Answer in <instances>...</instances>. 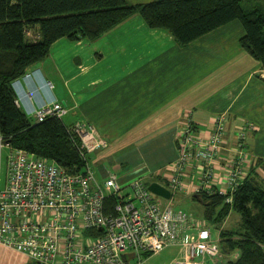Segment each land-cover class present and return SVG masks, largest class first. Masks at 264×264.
Listing matches in <instances>:
<instances>
[{
	"label": "crops",
	"instance_id": "obj_1",
	"mask_svg": "<svg viewBox=\"0 0 264 264\" xmlns=\"http://www.w3.org/2000/svg\"><path fill=\"white\" fill-rule=\"evenodd\" d=\"M243 34L240 21L233 20L181 46L166 29L151 28L136 14L93 40L66 36L55 40L47 56L15 80V101L34 118V108L55 99L67 106L64 115L70 114L69 124L76 120L91 123L110 144L116 142L121 150L127 149L124 153L129 163L116 169V181L123 186L144 170L168 167L157 178L168 188L169 165L177 156L178 119L185 115L191 116L203 137L212 131L214 118L223 116L226 139L214 164V185L224 186L229 158L237 150V127L252 122L258 129L244 143L250 156L245 170L246 175L251 170L264 182V163H257L261 158L264 161V68L240 46ZM92 169L98 180L106 178L104 170H96L93 164ZM199 170L198 164H192L183 178V188L171 193V198L177 194L192 201L193 186L200 182ZM171 198L164 203L171 204ZM199 206H192L197 212L193 217L203 221ZM225 221L219 228L213 226L215 236L220 237ZM166 249L168 255L163 253ZM182 253L178 244H170L143 254L141 264H173ZM222 259L221 255L209 258L206 264H219ZM0 264L35 263L0 242Z\"/></svg>",
	"mask_w": 264,
	"mask_h": 264
},
{
	"label": "built area",
	"instance_id": "obj_2",
	"mask_svg": "<svg viewBox=\"0 0 264 264\" xmlns=\"http://www.w3.org/2000/svg\"><path fill=\"white\" fill-rule=\"evenodd\" d=\"M67 111L66 105L53 99L34 108L32 116L62 119ZM223 121V116L215 117L212 131L204 137L195 131L191 118L185 121L177 139V156L169 165L172 194L183 188L186 171L195 163L200 169L196 190L218 192L232 202L234 190L246 176L247 154L245 142L239 140L225 185H214V164L225 141ZM249 123L239 126L237 133ZM66 129L84 159L83 171H70L54 160L11 147L0 134V149L5 144L10 148L6 183L0 187L1 243L38 264H141L143 254L170 244L183 250L173 264H206L220 254V237L210 225L157 200L142 177L124 186L113 172L97 179L87 155L107 140L94 125L76 120Z\"/></svg>",
	"mask_w": 264,
	"mask_h": 264
},
{
	"label": "trees",
	"instance_id": "obj_3",
	"mask_svg": "<svg viewBox=\"0 0 264 264\" xmlns=\"http://www.w3.org/2000/svg\"><path fill=\"white\" fill-rule=\"evenodd\" d=\"M136 14L149 27L166 29L181 46L239 20L244 28L240 46L264 68V0H0L3 140L70 171H83L84 159L62 119L50 115L35 120L27 115L15 101L14 82L47 56L55 40L63 36L93 40ZM30 30L32 37L28 36ZM259 161L264 163L262 158ZM250 172L234 190L231 203L218 192L193 194L202 204L203 217L215 228L231 213L239 216L238 222L227 223L219 232L223 255L219 264H264V182ZM109 200L111 204L115 201L112 197Z\"/></svg>",
	"mask_w": 264,
	"mask_h": 264
},
{
	"label": "rangeland",
	"instance_id": "obj_4",
	"mask_svg": "<svg viewBox=\"0 0 264 264\" xmlns=\"http://www.w3.org/2000/svg\"><path fill=\"white\" fill-rule=\"evenodd\" d=\"M252 1L253 2L255 1L256 2L258 0H252ZM32 35H34V34L32 33V30H30V32L28 33V36L32 37ZM69 117H70V114L63 115L62 116V122L65 125H69V123L71 122V118H69ZM216 117H218V115ZM219 117H222V115H219ZM188 118H191V116L185 115L181 119H178V129H177V132L175 134V145H176L175 153L177 151V142H178L177 139H178V136L180 134V131L183 128V125H184L185 121ZM192 123H193V127H194L195 131H197L198 127L195 126L193 120H192ZM223 123H224V127H225V121H223ZM245 123H247V122H244V123H242L239 126H242ZM239 126L237 127V130L240 128ZM257 129H258L257 125L254 124V123H252V122H250L248 125H245L243 127V129L240 132L236 133V135H235V139L237 140L236 141V144L238 145L239 140H242L243 142H246L247 139L253 137V135L255 134V132H256ZM241 134L244 135L242 138H241ZM224 136H225V139H226V134ZM5 145H3L2 148L0 149V187H2L4 185V183H5L6 170H7V168H6V160H7V155L9 153V150H10V148L8 147V145L7 146H5ZM237 149H239V148H237ZM117 150H120L121 153H116ZM125 150H127V149L121 150L119 148V143L117 144L116 142H114L113 144L112 143L110 144L107 141V144L105 146H103L102 148L96 149V150H94V151H92L90 153L88 152L89 154L87 153L88 154L87 155V159H88L89 164H90L91 167H92V164H93V166H94V168L96 170H101V169L104 170L106 176H107V173L108 172H112L110 170L107 171V168H109L111 170H114L115 172H113V173L117 174L116 176H118L119 172L117 173L116 172V169L117 170L122 169V167H126L127 164L129 163V159H128V157L124 153ZM237 151L238 150H236V153H237ZM244 153L247 154V160H246V162H247L248 159L250 158V156H248L249 151H248L247 148H246V150H244ZM119 155H120V160L118 158ZM231 158L232 157H230L229 160ZM250 161H251V159L249 160V162ZM246 165H247V163H245V165H244L245 168H246ZM229 167H230V165L228 166V170H230ZM166 169H168V167L167 168L160 167L159 169H155V171H154V169H152L153 171H151V170H144V172L140 174L141 175L140 177H142L143 179L145 177V179H147V180L150 179L152 181H155V180H157V178H159V176H163L164 173L167 172ZM148 176H150V177L148 178ZM153 176H156V179H154ZM185 176H187V174ZM213 176H215V171H213ZM158 181L159 180H157L156 182H158ZM196 186H197V184L195 183V185L193 186V194L194 193H196V194L201 193L200 191H197L196 190ZM193 194L190 195L192 201L189 200L190 198L189 199H185V198H182L181 199V197H178L177 194L173 195V197L171 198V206H173L174 208H181V209H184L186 211L192 210L193 212L190 211L191 213H189V212L188 213L190 215H192V216L193 215H196L194 213H197V212L192 208V206H196V207L200 208L199 204L201 206H202V204H201V202L198 201V196H194ZM156 198H157V200H159L160 202H163V203L166 201V198L161 197V196H156ZM238 220H239V216L237 218V216L235 215V213H231L230 214V217H229V220L228 221L226 220L225 223H234V222H238ZM195 221L197 223H202L203 225H210L212 227V230H213V225L209 221H207L206 219H204L203 221H200V220H195ZM213 233L215 235V230H213ZM169 249H171V247ZM169 249H166L163 253H165L166 255H168L169 254V252H168ZM219 255L223 256L222 255V250L220 251V254ZM213 258H216V257H213ZM213 258H211V259H213Z\"/></svg>",
	"mask_w": 264,
	"mask_h": 264
},
{
	"label": "water",
	"instance_id": "obj_5",
	"mask_svg": "<svg viewBox=\"0 0 264 264\" xmlns=\"http://www.w3.org/2000/svg\"><path fill=\"white\" fill-rule=\"evenodd\" d=\"M148 189L157 196L164 197L166 199L171 198L170 190L159 182H151L148 184Z\"/></svg>",
	"mask_w": 264,
	"mask_h": 264
}]
</instances>
